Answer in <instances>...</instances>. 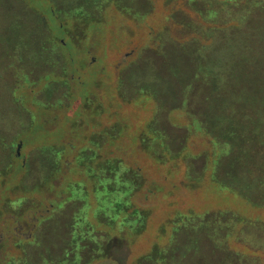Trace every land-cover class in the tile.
Segmentation results:
<instances>
[{
	"label": "rangeland",
	"instance_id": "obj_1",
	"mask_svg": "<svg viewBox=\"0 0 264 264\" xmlns=\"http://www.w3.org/2000/svg\"><path fill=\"white\" fill-rule=\"evenodd\" d=\"M18 1L12 3L15 10H11V13L2 5L0 15V31L3 22H7L8 29L12 31L10 37L4 33L0 35V131L7 129L8 136L13 133L19 136L24 143L19 145L20 155L30 161L39 143L57 146L60 138H72L75 133L78 137L72 141L81 143L80 136L87 135V132L105 130L110 139L108 146L101 148L102 151L110 152L108 155L112 158H119L127 166L138 169L143 177L142 189L133 196L137 206L149 210L143 230L125 243L127 247L115 246L110 257L90 264H162L161 254L168 247L173 229L181 224V218L202 217L219 210L228 217L237 216L229 220V230H226L230 234V247L264 264V205L253 206L220 185L214 165L220 152L219 146L211 144L210 135L191 129L196 107L191 100L180 105L183 101L182 98L178 99V88L171 83L176 76L172 74L175 77H168V66L165 64L169 58L174 63L169 70L177 71L178 43L204 35L196 24L208 25L211 20H203L189 0H96V6H100V9L91 10L85 9L87 5L84 0ZM52 7L53 11L50 10ZM77 9L86 10L91 18L100 21L86 23L79 18L80 12L75 13ZM62 11H67V14L63 15ZM189 21L196 22L198 33L186 25ZM234 21L233 24H238V20L234 18ZM61 22L68 30L66 33L58 29ZM38 25L50 38L56 41L62 38L64 44L61 46L57 43L51 56L44 62L40 60L30 69L26 66L29 61L16 51L3 57L7 49H2L1 43L14 41L30 26L37 28ZM15 31L19 35L15 36ZM234 42L235 39H230L231 45ZM21 50L25 53L23 46ZM236 51L239 50L235 46L225 52L233 55ZM143 67H147L148 75L152 74L150 69L157 70L158 67L163 82H159L157 94L162 97L152 93L151 81L142 85ZM26 68L27 71H24ZM233 72L240 76L239 70ZM250 72L247 73L250 77H258L252 74L254 71ZM65 80L67 82L63 83ZM26 81H29L28 85ZM30 84L33 90L29 92ZM255 86L250 91H255ZM44 89H50V102L60 100L59 103L66 104V108L63 106L65 109L54 107L43 116L45 130L37 119L40 110L33 104L43 98ZM256 100L260 104L258 98ZM22 104L28 108L27 111L21 110ZM31 114L36 116L34 124H30ZM75 117L83 120L84 125L97 118L96 129L77 127L71 133L70 126ZM56 120L57 125L51 129ZM21 125L23 130L19 131ZM159 133L164 136L161 139L163 144L157 137L147 138ZM142 137L147 138L146 145H143ZM70 156L66 153L62 161ZM35 164L32 165L33 169ZM12 166L5 187L0 189V200L3 197L17 198L20 193L19 200L25 199L33 209L32 214H36L38 209H34V198L38 193L34 184L40 180L31 175L24 181L23 190L28 192H12L10 186H13L16 178L19 179L18 161ZM78 180V172L63 173L58 180L53 179L47 185L48 197L61 191L67 192L69 185H74ZM238 216L243 220H238ZM60 217L56 218L55 225L58 222L61 230L66 231L64 219ZM14 224L9 221L10 229ZM55 225L35 229L32 235L31 228L27 231V225H17L19 230L16 233L26 242L21 241L19 236L11 235L7 244L9 250L3 251L8 255L0 264H53L59 254L54 252L59 244L53 240ZM203 244L207 245V242ZM177 245L178 242L175 243ZM153 246L161 254L154 251ZM244 246L247 248L244 249ZM174 254L178 256V251Z\"/></svg>",
	"mask_w": 264,
	"mask_h": 264
},
{
	"label": "trees",
	"instance_id": "obj_2",
	"mask_svg": "<svg viewBox=\"0 0 264 264\" xmlns=\"http://www.w3.org/2000/svg\"><path fill=\"white\" fill-rule=\"evenodd\" d=\"M84 1L87 5L86 10L97 7L100 9V6H96V0ZM189 1L191 4L194 3V9L198 11L200 17L203 20L205 18L211 20V23L208 24L209 27L196 24L204 31V35L189 42L178 43V70H169L174 63L168 58L165 63L168 66V77L176 76L171 83L173 82L178 88V99L182 98L183 101L180 105L191 100L196 107V117L191 119L193 123L191 129L210 135L211 144L219 146L220 152L214 160V165L217 167L220 185L253 206H263L264 0ZM15 2L19 1L0 0V15L3 10L2 5L11 13V10H15L12 5V3L16 4ZM86 10L77 9L75 13L80 12L79 18L84 19L86 23L93 24L100 21L91 18ZM234 18L238 20V24H233ZM195 23L189 21L186 25H190L191 29L198 33ZM1 28L0 35L4 33L10 37L12 31L8 29V23L3 22ZM58 29L63 30L62 33L68 31L63 24L58 25ZM14 34L19 35L16 31ZM230 39H235L234 45L230 44ZM70 41L75 43L72 39ZM6 43H1V48L7 49L3 57L10 56V52L15 54L16 51L29 61L26 65L29 69L40 60L44 62L51 56L57 43L63 45L40 30L39 25L37 28L30 26L29 30L16 36L14 41ZM22 46L25 53L20 51ZM231 46L233 48L236 46L239 51L233 55L225 52L233 49ZM146 68L143 67V72L141 71L142 85H146L148 80L151 81L152 93L156 97L161 96L157 94V86L159 82H163V78L158 74V67L157 70L150 69L151 75H148ZM235 69L240 71V76L233 72ZM24 71H27V68ZM248 71H254L252 74L258 77H250ZM46 74L52 73L46 72ZM66 82L67 80L63 81ZM26 83L28 85L29 81ZM171 83L169 87L172 86ZM254 85L257 89L250 91ZM31 90L33 85L30 84L28 91ZM49 90H41L45 93L43 98L35 103L32 101L40 110L37 119L40 120L44 130L46 114L54 107L66 108V104L59 103L60 100L49 101ZM71 92L72 90L70 95ZM256 98L260 104L256 103ZM21 106V110H28L23 104ZM32 115H30V124L36 121V116ZM53 122L54 126L51 129L58 123L57 120ZM71 123V133L77 127L96 129L98 124L97 118L84 125L83 120L77 117ZM18 129L23 130L22 125ZM0 133V189L5 187L12 164L16 161H18L19 179L16 178L13 186H10L12 192L14 190H21V193L28 192L23 190L24 181L31 175L40 180L34 184L38 193L34 198V209H38L36 214H32L33 209L29 204L27 205L25 199L19 200L20 193L17 198L3 197L0 200V222H3L2 225L0 223V252L2 251L0 261L8 255L3 251L9 250L7 244L10 236L20 238L16 233V230H19L17 225L19 227L27 225V231L31 228L32 235L35 229L50 228L53 223L55 225L58 216H61L59 219H64V227L67 230H61L62 227L58 222L53 228V240L59 243L55 246L54 252L59 254L53 264H90L110 257L115 246L127 247L125 243L143 230L149 210L133 202V196L143 187V177L138 169L127 166L119 158H112L108 155L110 152L102 151L101 148L108 146L110 139L105 130L87 132V135L80 136L81 143L72 141L74 137H78L76 133L72 138L70 136L60 138L57 146L46 145V142L39 143L36 154L30 160L33 162L20 155L18 146L24 143L18 138L19 136L16 137L15 133L8 136L7 129H3ZM144 133L147 134L145 131ZM154 137L159 138L163 144L161 140L164 139L163 135L159 133L147 138L154 139ZM147 138H141L143 145H146ZM66 153H69L71 158L62 161ZM34 163H36L35 170L32 167ZM67 171L71 174L78 172L80 180L74 185L70 184L67 192L61 191L52 196L58 199L48 197L50 193L47 195V185L53 179L58 180ZM235 217L237 216L228 217L224 211L219 210L215 214L202 217L196 216L187 220L181 218V224L173 229L170 242L163 254L156 246L152 249L162 255V264H261L260 260L257 262L247 258L246 253L228 244L230 235L226 231L230 226L228 222ZM239 219L243 220L241 217ZM9 221L15 223L13 229H10ZM44 233L45 231L42 234ZM241 239L246 242L243 237ZM20 240L26 242L22 238ZM204 241L207 245L203 244ZM177 242L178 245L175 246ZM176 251L178 256L174 254Z\"/></svg>",
	"mask_w": 264,
	"mask_h": 264
},
{
	"label": "flooded vegetation",
	"instance_id": "obj_3",
	"mask_svg": "<svg viewBox=\"0 0 264 264\" xmlns=\"http://www.w3.org/2000/svg\"><path fill=\"white\" fill-rule=\"evenodd\" d=\"M50 10L51 11H53V7L52 8H50ZM53 13V12H52ZM64 13V11H62V14ZM67 14V11L63 14V15H66ZM68 15H70L69 13H68ZM85 18V17H84ZM60 24H62V22L60 23ZM59 40V42L61 43V44H64V41H63V39L62 38H59L58 39ZM19 154V153H18Z\"/></svg>",
	"mask_w": 264,
	"mask_h": 264
},
{
	"label": "water",
	"instance_id": "obj_4",
	"mask_svg": "<svg viewBox=\"0 0 264 264\" xmlns=\"http://www.w3.org/2000/svg\"><path fill=\"white\" fill-rule=\"evenodd\" d=\"M18 148H19V146H18Z\"/></svg>",
	"mask_w": 264,
	"mask_h": 264
}]
</instances>
